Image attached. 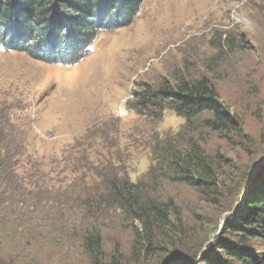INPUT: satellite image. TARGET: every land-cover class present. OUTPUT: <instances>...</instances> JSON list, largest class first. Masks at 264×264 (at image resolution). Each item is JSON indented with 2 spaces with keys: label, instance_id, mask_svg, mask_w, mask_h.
<instances>
[{
  "label": "trees",
  "instance_id": "obj_1",
  "mask_svg": "<svg viewBox=\"0 0 264 264\" xmlns=\"http://www.w3.org/2000/svg\"><path fill=\"white\" fill-rule=\"evenodd\" d=\"M143 1L0 0V48L72 66L91 52L100 32L130 24ZM214 48L204 62L206 74L176 75L173 83L165 79L159 89L145 86L135 93V113L158 119L172 110L184 119L172 134L151 133L150 165L136 181L118 168L120 159L109 148L113 144H104L93 157L86 150L91 144L73 146L75 156L62 158L73 159L72 164L43 170L18 133L0 125V264H56L63 252L82 256L85 264H168L172 257L174 264H264V165L247 182L231 158L203 146L211 135L232 140L243 132L240 115L207 76L217 59L238 50L227 37ZM67 170L70 179L63 177ZM166 184L190 187L204 206L225 207L226 194L235 196L220 232L209 237L216 222L190 227L194 220L204 221L200 214L185 218L175 198L164 193ZM109 223L130 229L128 254L104 252Z\"/></svg>",
  "mask_w": 264,
  "mask_h": 264
},
{
  "label": "rangeland",
  "instance_id": "obj_2",
  "mask_svg": "<svg viewBox=\"0 0 264 264\" xmlns=\"http://www.w3.org/2000/svg\"><path fill=\"white\" fill-rule=\"evenodd\" d=\"M226 37L238 51L217 59L214 72L207 76L240 115L243 132L232 140L211 135L203 146L210 153L219 149L247 178L255 162L264 160V0H144L130 24L100 32L90 45L91 52L72 66L0 48V125L18 133L26 152L43 170L72 164L73 159L63 162L62 158L75 156L73 146L91 144L86 150L93 157L92 152H103L104 144H113L109 148L120 159L118 168L136 181L150 165L151 133L172 134L184 119L172 110H164L158 119L152 113H135V93L145 86L159 89L165 79L173 83L176 75L206 74L204 62ZM126 98L127 113L119 116L116 110ZM10 134L15 135L11 130ZM19 158L23 164L17 171L23 173L24 147ZM260 165L251 176H256ZM64 175L72 178L68 170ZM50 176L56 178L54 173ZM163 188L175 198L185 218L194 220L200 214L204 223L194 220L190 227L199 230L216 222L209 237L223 228L235 200L227 193L225 207L204 206L188 186L166 184ZM131 243V231L124 225L109 223L103 231L107 255L128 254ZM34 250L40 257L38 248ZM174 259L168 264H174ZM55 263L85 264V259L63 252Z\"/></svg>",
  "mask_w": 264,
  "mask_h": 264
},
{
  "label": "built area",
  "instance_id": "obj_3",
  "mask_svg": "<svg viewBox=\"0 0 264 264\" xmlns=\"http://www.w3.org/2000/svg\"><path fill=\"white\" fill-rule=\"evenodd\" d=\"M128 99L129 98H126V99L122 100L121 104L118 106V108L116 110V114L117 115L123 116V115H125L127 113V101H128Z\"/></svg>",
  "mask_w": 264,
  "mask_h": 264
},
{
  "label": "water",
  "instance_id": "obj_4",
  "mask_svg": "<svg viewBox=\"0 0 264 264\" xmlns=\"http://www.w3.org/2000/svg\"><path fill=\"white\" fill-rule=\"evenodd\" d=\"M258 163H261V165H264V160H260V161H257V162H255V164L253 165V171L256 169L255 167H256V165L258 164ZM260 165V166H261ZM259 166V167H260ZM255 168V169H254ZM252 170H250L249 171V175H248V178H247V182H249L250 180H252V178L254 177V176H251V173H252ZM251 172V173H250ZM215 234H212L211 235V237H213ZM212 241V238H210V240L207 242V243H205L204 244V246H206L208 243H210Z\"/></svg>",
  "mask_w": 264,
  "mask_h": 264
}]
</instances>
